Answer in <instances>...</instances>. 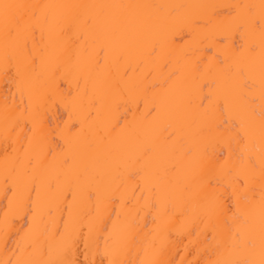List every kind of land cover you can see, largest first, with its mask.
Here are the masks:
<instances>
[{"label":"snow or ice","instance_id":"6c2138e0","mask_svg":"<svg viewBox=\"0 0 264 264\" xmlns=\"http://www.w3.org/2000/svg\"><path fill=\"white\" fill-rule=\"evenodd\" d=\"M0 101V264H264V0H0Z\"/></svg>","mask_w":264,"mask_h":264},{"label":"bare ground","instance_id":"6f19581e","mask_svg":"<svg viewBox=\"0 0 264 264\" xmlns=\"http://www.w3.org/2000/svg\"><path fill=\"white\" fill-rule=\"evenodd\" d=\"M177 2H180V0H177ZM0 102H2V101H0ZM2 207H3V204L0 203V208H2ZM188 243H189L188 240H185V241L183 242V244L179 245V249H178V251H179V255L176 256V259H177V260L181 259L182 256L186 255V253H185V251H184V245H185V244H188ZM9 246H10V247H14V245H11V244H10ZM3 247H4V245H3V241L0 240V256H3Z\"/></svg>","mask_w":264,"mask_h":264}]
</instances>
